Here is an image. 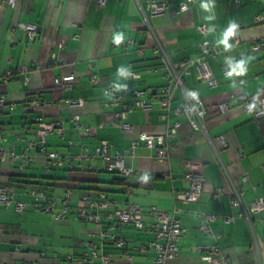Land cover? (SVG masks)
Listing matches in <instances>:
<instances>
[{
  "label": "crops",
  "instance_id": "crops-1",
  "mask_svg": "<svg viewBox=\"0 0 264 264\" xmlns=\"http://www.w3.org/2000/svg\"><path fill=\"white\" fill-rule=\"evenodd\" d=\"M147 1L105 0L100 5L98 0H15L10 6L0 0V72L13 71L0 84V93L6 99L1 145L14 153V159L6 155L0 160V182L7 180L6 175L18 173L26 183L49 177L47 182L54 184V178L66 179L72 170L109 182L112 175L95 155L101 141L121 154L132 172L128 190L112 187L107 197L113 203L107 211L98 213L103 229L125 241L122 249L112 240L102 244L98 224L76 213L85 204L82 196L89 194V200H95V191L104 185L82 182L83 187L74 189L54 185L48 194L56 199V211L65 190H71L64 222H55L51 213L30 206L17 212L13 204L0 205V264H75L66 261V256L82 255L88 244L103 246L113 255V264H152L156 257L153 248H135L152 241L153 235L107 216L115 205L125 208L128 204L143 209L154 206L175 216L184 228L177 256L165 264H208L201 260L206 249L200 248L213 245L226 264H264V209L250 211L251 203L264 197V118L254 119L229 101L233 95L264 101V48L251 50L254 42H264V0H198L183 12L178 11L182 0H165L168 9L154 15L145 11ZM205 2L212 4L208 11L201 6ZM209 16L212 19H207ZM256 16H260L259 21ZM146 21L154 35L147 30ZM19 22L36 27L34 38L16 27ZM232 23L238 28L227 39L231 47H226L223 41ZM200 26L205 28L204 33L198 30ZM117 33L124 35L119 45L113 39ZM155 38L172 63L195 60L204 41L217 50L215 56L208 57L217 86L200 80L196 63L190 64L189 74L183 75L186 89L196 92L206 109L199 129L193 128L182 113H167L159 107L167 69L161 56L154 53ZM241 61L246 71L238 75L235 73ZM225 65L233 74L224 75ZM21 66L29 70L20 72ZM120 68L138 77H123ZM66 76H73L67 88L55 83L56 78ZM92 76L97 78L95 83ZM118 84L127 85L123 100L132 109L126 112L124 121L133 126L132 134L113 123L124 106H116L114 98L104 93L108 89L122 91L117 90ZM146 89L151 93L141 99L150 108L143 110L134 105L131 94ZM172 95L171 109L185 104L178 87H173ZM33 97L40 103L37 108L27 105ZM221 102H228L227 112L219 110ZM74 116L79 125L72 120ZM36 121L60 124L62 133L47 136L43 144L47 153L60 157V165L46 166V153L34 136ZM176 122L180 126L168 137V160L159 162L154 150L138 136L143 132L162 133ZM133 142H137L134 147ZM30 143H34L31 148ZM186 162L200 163L199 171L204 176L202 193L195 202L176 198V194L189 189ZM144 175H148L147 182L142 180ZM233 188L239 191L250 222L245 216H237L239 209L232 207ZM32 191L31 187H18L14 189L15 199L31 203ZM207 213L215 220L209 223V232H204L200 226L202 215ZM231 216L234 220H226ZM144 219L147 224L153 220L147 214Z\"/></svg>",
  "mask_w": 264,
  "mask_h": 264
},
{
  "label": "built area",
  "instance_id": "built-area-1",
  "mask_svg": "<svg viewBox=\"0 0 264 264\" xmlns=\"http://www.w3.org/2000/svg\"><path fill=\"white\" fill-rule=\"evenodd\" d=\"M197 1L198 0H182L179 3L178 11L183 12L188 10L189 5ZM3 2L10 6H14L15 0H3ZM98 2L100 5H102L105 0H98ZM167 9L168 5L167 1L165 0H148L145 5V11L152 15L161 14ZM143 13L145 14V12ZM256 20L259 21L260 16H256ZM146 25L147 30L150 31L152 35H154L153 30L151 29L147 21ZM16 27L24 30L28 38H34L36 33V27L34 25L19 22L17 23ZM198 30L202 33L205 32V28L203 26H200ZM262 48H264V42L258 41L254 42L251 50L253 52H258ZM153 50L156 55L161 56L164 61L165 68L167 69V75L165 76V85L160 89L158 97L160 109L167 113H182L193 128L199 129L200 126L202 127V122L206 115V109L198 95H196L195 97L189 95V93L193 91H189L186 89L183 83V75L189 74L188 68L190 64L196 63L199 70L200 80L205 82L210 87L217 86L218 82L210 70L208 61L209 56H215L217 52L216 48L209 42L204 41L201 43L200 54L195 60H180L176 63H172L167 59L165 50L156 38ZM28 70L29 69L26 66H21L19 68L20 72H27ZM12 73L13 71H8L6 73L0 72V84L2 82H6L10 78ZM231 74H233L232 69L228 65H225L224 75L228 76ZM122 75L123 77L127 76L124 74ZM130 76L138 77L134 72H130ZM72 79L73 76H66L63 78H56L54 81L56 84H62V86L67 88L68 81ZM91 81L95 83L97 81V78L95 76H92ZM174 86L178 87L181 90L183 96L185 97V104L181 107L171 109L170 105L173 100L172 92ZM104 93L105 95L112 96L114 98V103L116 106L123 104L124 111L116 114L117 119H114L115 121H113V123L120 126L123 132L132 134L134 131L133 126L124 121L126 112L132 109V107L126 105L123 100L124 96L127 94V90L116 91L108 89L105 90ZM145 93L150 94L151 90H134L131 94L133 97H135L134 105L143 110H147L150 108V104L141 99L142 96L145 95ZM229 101L237 103L243 112L251 113L254 119L259 120L264 118L263 100L244 98L242 96L233 95L230 97ZM71 103L80 104L79 101L74 100H72ZM251 104H255V108L253 109V111L249 112L248 106ZM5 105L6 99L0 93V160H4L6 155H9L14 159V153L5 149L1 145V115L3 113ZM27 105L29 108H37L40 106V103L36 98L33 97L28 99ZM218 108L223 113L227 112L229 109V104L228 102H221L218 105ZM72 120L75 124L79 125L78 117L74 116L72 117ZM36 124L37 126L34 132V136L39 139V144L42 146L41 151L46 153V166L49 169V165H60V157L56 153H47L45 151V148L43 147L47 136L52 134L60 135L62 133L60 124L57 122L44 121H38ZM179 126L180 123L176 122L172 128L165 130L162 133H140L138 136V140L143 142V144H145L147 147L154 150V155L159 162H167L168 137L173 136ZM220 141L223 142V139L220 138ZM135 144H137V142H133L132 147H134ZM33 145L34 143H30L28 146L29 148H31ZM95 155L99 156L103 160L105 171H114L124 177H128L132 174L131 170L126 168L122 155L118 152H112V146L107 141L99 142L98 147L95 149ZM185 165L190 169L188 174L185 175L190 184L189 189L185 192L176 194V198L182 200L183 202H195L199 199L203 188L204 176L199 171L201 164L197 162H186ZM262 167L264 168V164ZM222 169L224 172H226L223 166ZM243 179L246 180V178ZM30 194L33 197V201L31 203H25L15 199V192L13 190H9L5 187L0 186V205L8 207L10 204H13L14 209L17 212H24L26 211L28 206H30L34 210L51 213L54 221L56 222H64L66 220L65 214L69 208L68 203L71 195L70 189L65 190V195L60 202L59 211H56L57 204L54 197L48 198L43 193L35 191H32ZM82 197V201H84L85 204L84 206H80L77 209V215L86 221L96 222L98 224V233L102 244H105V242H107L108 240H112L115 247L122 249L126 244L125 241L122 240L115 232L110 233L108 228L103 229V227L100 225V218L98 216V213L100 211H107L109 205L113 203V201L107 197V192L96 190L95 200H89V194H84ZM231 205L232 207L239 209L237 216H245L248 221L250 220L249 211H247L244 207L241 195L235 188H233L231 192ZM263 209L264 197H260L251 203L250 211H252V213L260 212ZM145 214L153 219L150 224H147V222L145 221ZM107 216L114 219L119 224H131L136 230L147 231L153 235L154 239L152 241H149L146 245L135 248L136 250L140 251H144L148 248H153L156 252V257L153 260L152 264H165L167 260H171L177 256L178 242L185 233V230L180 226L178 220L172 214H169L168 212L160 210L154 206L143 209L135 204H128L125 208H120L119 206L115 205L114 211L112 213H109ZM213 220H215L214 215L208 213L203 214L200 229H202L204 232H209L208 225ZM226 220H234V216L228 217L226 218ZM203 249H206V251H204L205 253L201 257V260L203 262H206L208 264H226L223 260L220 259V257H218L219 248L216 245L208 248H200V250ZM65 259L66 261L74 262L75 264H113L114 262L112 254L105 252L103 250V246L98 247L94 244H88L87 251H85L82 255L78 257L66 256Z\"/></svg>",
  "mask_w": 264,
  "mask_h": 264
},
{
  "label": "trees",
  "instance_id": "trees-1",
  "mask_svg": "<svg viewBox=\"0 0 264 264\" xmlns=\"http://www.w3.org/2000/svg\"><path fill=\"white\" fill-rule=\"evenodd\" d=\"M38 121H36L37 123ZM52 170V169H51ZM82 171L79 170H72L68 174V177L65 179H60V178H54L53 180L55 181L54 184L51 182H47V179H50L49 177H41V179H37L33 183H26L25 177L21 176V174L18 173H13L6 175L5 182H0L1 187H5L9 190H13L18 188V187H31V189L35 192H41L43 193L46 197L50 198L53 196H50L48 193L53 191L54 185H62L63 187H68V188H81L82 182H90V183H100L101 185H104L103 188H101L102 191H112V187L117 186L121 189V191L128 190V177L121 176L117 172H108L112 175L111 180L109 182L102 183L98 181V179H90L86 177L87 175L81 174ZM29 178V177H27ZM43 180H45L43 182ZM31 185V186H30ZM111 188V189H110ZM98 189V188H97ZM56 222V221H55Z\"/></svg>",
  "mask_w": 264,
  "mask_h": 264
},
{
  "label": "clouds",
  "instance_id": "clouds-1",
  "mask_svg": "<svg viewBox=\"0 0 264 264\" xmlns=\"http://www.w3.org/2000/svg\"><path fill=\"white\" fill-rule=\"evenodd\" d=\"M201 6H202V8H203L205 11H208V10H210V8L212 7V4H211L210 2H205V3H203ZM207 19L210 20V19H212V17L209 16V17H207ZM237 28H238V25L235 24V23H232V24H230V26H229L228 29L226 30L225 38H224V41H223V43L225 44L226 47H231V45H228V44H227V39H228V37L233 36V35L235 34V30H236ZM113 39H114V43L117 44V45H119V44H121V43L123 42V40H124V35H123V33H117V34L114 36ZM243 64H244V62L241 61V62H239V64L237 65V67L239 68V72L237 73L238 75H243L244 72L246 71V69L244 68ZM118 71H119L120 73L124 74V75H130V71H129V70L124 71V68H120ZM116 88H117V90H125V91H126V90H127V85H126V84H124V85L118 84V85H116ZM189 95H191L192 97H195V96L197 95V93H196V92H191V93H189ZM254 108H255V104H251V105H249V106H248V110H249V112L253 111ZM142 180H143L144 182H147V180H148V175H144V176L142 177Z\"/></svg>",
  "mask_w": 264,
  "mask_h": 264
},
{
  "label": "rangeland",
  "instance_id": "rangeland-1",
  "mask_svg": "<svg viewBox=\"0 0 264 264\" xmlns=\"http://www.w3.org/2000/svg\"><path fill=\"white\" fill-rule=\"evenodd\" d=\"M124 196H126V195H124ZM118 197H119V196H118ZM12 210H13V209H12ZM16 213H17V212H16ZM128 228L130 229V228H132V227H131V226H129Z\"/></svg>",
  "mask_w": 264,
  "mask_h": 264
}]
</instances>
